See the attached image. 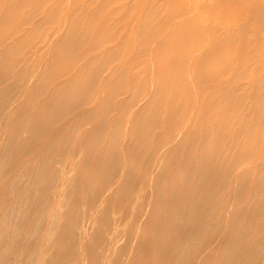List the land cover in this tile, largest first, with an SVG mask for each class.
Returning <instances> with one entry per match:
<instances>
[{"label": "bare ground", "instance_id": "6f19581e", "mask_svg": "<svg viewBox=\"0 0 264 264\" xmlns=\"http://www.w3.org/2000/svg\"><path fill=\"white\" fill-rule=\"evenodd\" d=\"M181 1L0 0V264H264V0Z\"/></svg>", "mask_w": 264, "mask_h": 264}, {"label": "rangeland", "instance_id": "374dc122", "mask_svg": "<svg viewBox=\"0 0 264 264\" xmlns=\"http://www.w3.org/2000/svg\"><path fill=\"white\" fill-rule=\"evenodd\" d=\"M183 1V0H182ZM181 1V2H182ZM189 1L190 0H188V1H186V2H188L189 3ZM193 3H195V2H198V6H197V3H195V4H192L191 2V4L192 5H196V6H194L195 8H198V9H200V10H197L198 12H197V14H194V18L195 19H197V17L200 19L199 21H201L202 22V24H204L203 23V21L205 22V24L206 23H210V22H212V20H215V18L218 20V18L221 20H218L217 22L218 23H220V22H222L221 24H224V23H226V21L229 19V16H228V14L230 13V12H232L235 8H239L240 9V6H242V5H248L249 4V2H246L245 0H239V1H234V0H205L206 2V5L209 7V5H211V4H215L216 5V3L217 2H219V1H222V3H220L219 4V6H215V5H211L210 6V8L209 9H211L210 11H207L208 9H206L207 8V6H205L206 8H203V10H204V13H202L203 12V10L201 11V4H200V2L202 1V0H191ZM217 1V2H216ZM245 1V3L243 4V2ZM184 2V1H183ZM182 2V3H183ZM204 1H202V3H203ZM64 3H66V2H64ZM208 3H209V5H208ZM117 4V3H116ZM181 4V3H180ZM199 4H200V7H199ZM63 6H64V4H62ZM178 5H179V3H178ZM203 5V4H202ZM62 6V7H63ZM180 6V5H179ZM215 6V8H212V7H214ZM65 8V7H64ZM213 9V10H212ZM207 12H206V11ZM201 11V12H200ZM246 12V11H245ZM200 13H202V14H204V15H199ZM244 13V12H243ZM239 14V13H238ZM238 14H236V13H232V15L234 16L235 15V19H236V21H238L239 19H240V17L243 15H238ZM196 15V16H195ZM223 15V16H222ZM237 16V17H236ZM227 17H228V19H227ZM210 19V20H209ZM212 19V20H211ZM207 20H209V21H207ZM125 22H127L126 20H125ZM5 24H3V27L2 26H0L1 28V31H0V33L1 34H5L6 36H7V32H9V34H11L12 33V31H9L10 30V28L8 29V28H6L5 26H4ZM45 25H48V26H46V27H49L50 29V31L49 30H47L48 28H46V27H43L42 29H41V33L43 34V36L46 34V32L47 33H50L51 32V29L53 28V26H51V25H53V24H45ZM206 25H208V24H206ZM52 28H51V27ZM121 27H124V25L123 26H121ZM5 28H6V30H5ZM45 28V29H44ZM11 30H13L12 28H11ZM14 31V30H13ZM42 31H44V32H42ZM42 34H41V36H42ZM4 35V36H5ZM30 34H28V36H29ZM35 42V41H34ZM38 42V41H37ZM33 44H35V43H33ZM39 46V45H38ZM168 50H169V53L171 52V50L172 49H170V48H168L167 50H166V52L165 53H167L168 52ZM168 53V54H169ZM36 55V54H35ZM38 56L39 55H37L35 58H34V55L33 54H28L27 55V61H26V64H28V66L29 67H31V68H33V69H36L37 67V62H38ZM31 57V59H32V61H34V62H36V65L35 64H33L34 62H32L31 61V59H29L28 60V58H30ZM38 60H37V59ZM35 59V60H34ZM37 60V61H36ZM32 62V65H30V63ZM263 62L262 63H260L259 64V69H261V67L262 68H264L263 66H262V64L264 65V59L262 60ZM35 65V67L36 68H34L33 66ZM29 69V68H28ZM32 69V71H34ZM35 72V71H34ZM28 73H30L31 74V69L28 71ZM33 73V72H32ZM29 74V75H30ZM34 74V73H33ZM92 124L93 123H89V125L90 126H92ZM75 127H77V126H73V127H70V128H68V130H73ZM52 129H55V126L52 128ZM4 130H6V129H3V130H0V144L2 143V141H3V131ZM109 131V130H108ZM107 131V132H108ZM76 160V159H75ZM74 160V161H75ZM1 162L2 161H0V166H1ZM7 169H9V167H7L6 168V172H7ZM10 170V169H9ZM7 176H10L8 173H5L4 174V177H7ZM8 178V177H7ZM3 179H5V178H3ZM6 180V179H5ZM252 184V183H251ZM249 185L248 187H247V190H246V192H247V194H249L250 192H251V190L253 189L252 187V185ZM252 189H251V188ZM251 189V190H250ZM250 195H251V193H250ZM1 199V198H0ZM132 199L133 200H136V204L133 206V205H131L132 207H130V208H126V209H124L122 212H128V216H127V218H129L130 217V214L131 213H133L135 216H138V212H139V208H137V207H140V205H141V201H139V200H137L138 199V195H137V193H135V192H133V194H132ZM112 203V202H111ZM111 203H109V204H107L108 205V207H111ZM57 206H56V205ZM163 205H165V204H162V206ZM52 206V207H51ZM113 206V205H112ZM136 206V207H135ZM156 206L157 207H160L161 206V204H156ZM47 207H48V209H52V208H55V207H60V208H65V206L64 205H62L61 204V202L59 201V198H58V200H54V202H50V203H48L47 204ZM77 207V206H76ZM0 208L2 209L3 208V204H1V200H0ZM113 208V207H112ZM69 209H71V210H73V209H75V207H70ZM42 210H44V207H42L41 208V211ZM117 212H115L113 215H112V213L110 212V211H108V214L107 215H105L104 216V219H111V220H113V217L115 216V214H116ZM223 220H226V218H223ZM127 222H128V220H125L123 223L124 224H127ZM106 226L108 227V228H110L106 223H104V221H101L100 223L98 222V223H96V224H94V227H91V228H93L92 229V234H91V239L90 240H88V241H86L85 239L84 240H82L81 241V243H87L88 244V246L89 247H87V248H89V252H88V255H89V253L91 252V255H95L97 252H99L100 250H102L103 249V244H104V240H106V242H107V247L110 245V242H109V239L110 238H112V239H114V241L117 239L116 237H118V240H116V242H117V245L120 243H122V241H124V239H123V237L124 238H126L125 237V230H126V226H123V227H119L118 228V232L120 233L121 232V234H119V233H117V234H115V235H113V236H110V235H107L106 236V234H104V227L106 228ZM122 230H121V229ZM122 232H123V234H122ZM213 232H211V233H208L207 235L208 236H210L211 234H212ZM122 237H121V236ZM215 244H217L218 246V248H219V250H218V252H217V255H216V257H214V258H212L211 259V261H210V263L209 264H221V258L223 257V252H224V249L226 248V245H224L223 243H222V241L221 242H213V243H211V245L210 246H212V245H215ZM111 246L113 247L114 246V244L113 243H111ZM224 247V248H223ZM15 248H18V246L17 247H15ZM8 249L10 250V251H13V247L12 246H9L8 247ZM112 256V255H111ZM79 258V257H78ZM70 259V256L69 255H65V256H57L56 258H55V260H54V262H56V263H59V264H61V263H65V262H68V260ZM142 259H146L147 260V257H145V258H142ZM148 259L150 260V257H148ZM200 257H198V259L196 260V262L194 263V264H200ZM19 261H21V259H19ZM75 264H87V259H83V258H79V261L78 262H76ZM138 264H155L154 262H144V263H138ZM164 264H170V261L169 260H167L166 262H164Z\"/></svg>", "mask_w": 264, "mask_h": 264}]
</instances>
